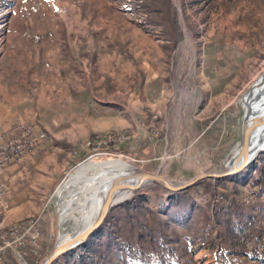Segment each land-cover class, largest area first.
<instances>
[{
	"label": "rangeland",
	"instance_id": "obj_1",
	"mask_svg": "<svg viewBox=\"0 0 264 264\" xmlns=\"http://www.w3.org/2000/svg\"><path fill=\"white\" fill-rule=\"evenodd\" d=\"M262 73L264 0H0V198L23 192L28 210L0 225V264H40L60 229L71 231L60 217L72 188L62 187L82 163L120 158L130 173L174 183L226 169L246 90ZM208 99L237 124L218 154L202 148L211 141L197 138L201 126L188 125ZM22 131L28 143L16 150ZM160 185L148 181L111 204L84 240L100 230L88 252L102 264H258L242 253L218 261L214 246L242 245L237 220L249 230L264 224L258 187L240 195L242 183L221 177L178 191Z\"/></svg>",
	"mask_w": 264,
	"mask_h": 264
},
{
	"label": "water",
	"instance_id": "obj_2",
	"mask_svg": "<svg viewBox=\"0 0 264 264\" xmlns=\"http://www.w3.org/2000/svg\"><path fill=\"white\" fill-rule=\"evenodd\" d=\"M255 86L264 90V73H262L261 76L246 90V94L244 96L245 107L241 122V142L229 158L226 169L220 172H204L180 183H174L157 172L137 169L139 170V174L137 173L138 176L135 177V179L133 178V181L122 182L109 180L106 182V186L103 185L99 187L98 192H103V189L107 192H112L113 190H118V188L121 187H127L134 190L151 180L157 181L169 191H178L192 185L201 178H220L229 174L237 173L244 169L262 150H264V140H261L256 144L252 142L254 138L257 137V133L264 131V108L256 106L257 100H255L253 95ZM262 103L264 104V98H262ZM114 202L115 201H112V197L110 195L106 201L102 203L98 209H96L94 217L90 223L70 235L66 234L62 238L61 234H59L52 251L41 261L40 264H51L59 255L84 242L87 236H89V234H91V232H93L101 224L109 210V207Z\"/></svg>",
	"mask_w": 264,
	"mask_h": 264
},
{
	"label": "bare ground",
	"instance_id": "obj_3",
	"mask_svg": "<svg viewBox=\"0 0 264 264\" xmlns=\"http://www.w3.org/2000/svg\"><path fill=\"white\" fill-rule=\"evenodd\" d=\"M255 100H257V107L264 108L262 98H264V90L255 86L253 90ZM248 100V99H247ZM264 140V131L257 133V137L252 142ZM129 164L123 159L113 158L106 160H90L88 163H82L76 167L68 176L67 181L63 185V189H68L70 186L72 189L68 192L66 199V207L61 213V220H72L73 226L70 232L65 233L61 228L59 234L61 238L66 234L70 235L75 231L80 230L86 226L93 219L96 209L111 195L112 201H119L126 198L132 189L127 187L118 188L112 192H107L103 189V192L96 193L97 188L100 186H106V182L122 181L130 182L133 178L138 176V171L130 173L127 171ZM138 173V174H137ZM109 174H113L109 177ZM106 191V192H105ZM62 192V189L58 191V194ZM125 200V199H124ZM119 203V202H118Z\"/></svg>",
	"mask_w": 264,
	"mask_h": 264
},
{
	"label": "trees",
	"instance_id": "obj_4",
	"mask_svg": "<svg viewBox=\"0 0 264 264\" xmlns=\"http://www.w3.org/2000/svg\"><path fill=\"white\" fill-rule=\"evenodd\" d=\"M228 178L235 179L236 182H240L243 184V190L239 192L240 195L244 193L243 191L247 187L255 186L258 187L259 193L264 196V150H262L255 157V159L241 171L234 174L226 175L223 178L221 177V179ZM168 198L171 200L174 198V196L170 194ZM202 199H204V197ZM130 202L132 203L133 207H137L136 203H134L136 202V196H134ZM197 202L198 200L196 199L195 203ZM227 210H230L229 207H227ZM109 220L110 219L107 218L106 221L103 223V229L106 228L108 230H111V228H109ZM236 223L239 225L238 230L236 231V237H238V239L242 242V245L235 243L230 248H226V246L224 248L221 244L217 243L216 245H214L218 252L217 260L222 261V259H224V257H226L227 255L242 253L250 254L251 258L256 260L258 264H264V224L262 223L260 227H253L251 230H249V228L247 227L248 224H243L240 220H237ZM99 232L100 230L95 232V234H99ZM93 235L86 242H83L75 248H72L66 253H64L66 260L59 264H102L96 255L88 252V246L91 242V239L94 237ZM250 235L252 237H250ZM173 264L182 263L175 262Z\"/></svg>",
	"mask_w": 264,
	"mask_h": 264
},
{
	"label": "crops",
	"instance_id": "obj_5",
	"mask_svg": "<svg viewBox=\"0 0 264 264\" xmlns=\"http://www.w3.org/2000/svg\"><path fill=\"white\" fill-rule=\"evenodd\" d=\"M210 101L212 100L208 99L205 104H199L193 116H188L190 117V124L188 125L201 126V130L197 132V138L206 135L205 138L207 139V137H210L209 140L211 141L210 145L205 144L202 146V148H210V150L214 149V153L218 154L220 149L226 148V146H229L230 143L236 140L235 129L237 124L234 113H231L228 107L226 108L224 105L222 108H213L209 105V103H207ZM153 118L154 120L150 121L151 124L154 123V126L157 129L164 131L163 128L165 126V121L163 116L158 118V114H154ZM241 122L242 117L240 119L239 127L241 126ZM162 141L163 143H159L153 136L148 137L149 143H153L156 147L161 146L163 149H165L168 147V142L164 138ZM148 147H150V144H145L143 149L145 150V148ZM214 153L212 151V155ZM10 193L7 192L6 194H3L4 201L0 198V225L3 226L11 223L13 220L21 218L22 216L20 213L27 210L26 208H22L23 204L27 202L25 199H23V192ZM31 211L32 209L29 212ZM26 212L28 213V210Z\"/></svg>",
	"mask_w": 264,
	"mask_h": 264
},
{
	"label": "built area",
	"instance_id": "obj_6",
	"mask_svg": "<svg viewBox=\"0 0 264 264\" xmlns=\"http://www.w3.org/2000/svg\"><path fill=\"white\" fill-rule=\"evenodd\" d=\"M27 132H31V130H28ZM27 132H25V131H22L16 138V146H17V148H16V150H19L18 149V147L19 148H25L26 147V144L28 143V141H26V140H24V139H22L21 137H23L24 135H26L27 134ZM12 142V141H11ZM14 142V143H15ZM5 144V143H4ZM8 146V145H7ZM21 151V150H20ZM19 151V152H20ZM11 156V155H10ZM9 156V157H10ZM247 189V188H246ZM248 191L247 192H254L253 190H250V189H247ZM245 199H246V201L248 202V201H252L253 200V194H249V197H245ZM13 233V232H12ZM2 238H3V240H5L4 239V235H2Z\"/></svg>",
	"mask_w": 264,
	"mask_h": 264
}]
</instances>
